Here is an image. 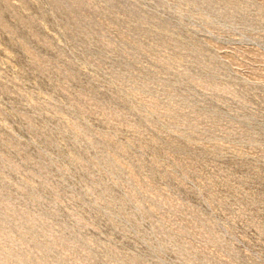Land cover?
<instances>
[{
	"label": "rangeland",
	"instance_id": "rangeland-1",
	"mask_svg": "<svg viewBox=\"0 0 264 264\" xmlns=\"http://www.w3.org/2000/svg\"><path fill=\"white\" fill-rule=\"evenodd\" d=\"M0 264H264V0H0Z\"/></svg>",
	"mask_w": 264,
	"mask_h": 264
}]
</instances>
